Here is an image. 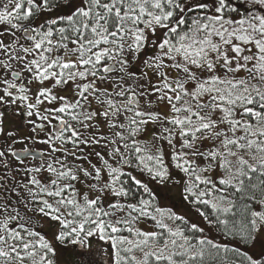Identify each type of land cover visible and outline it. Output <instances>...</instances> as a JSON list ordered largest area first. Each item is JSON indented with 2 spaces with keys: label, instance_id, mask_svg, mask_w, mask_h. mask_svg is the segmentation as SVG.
<instances>
[{
  "label": "snow or ice",
  "instance_id": "1",
  "mask_svg": "<svg viewBox=\"0 0 264 264\" xmlns=\"http://www.w3.org/2000/svg\"><path fill=\"white\" fill-rule=\"evenodd\" d=\"M0 264H264V0H0Z\"/></svg>",
  "mask_w": 264,
  "mask_h": 264
}]
</instances>
